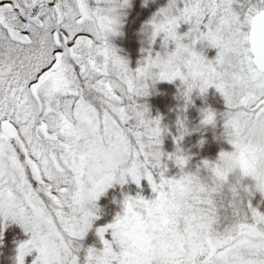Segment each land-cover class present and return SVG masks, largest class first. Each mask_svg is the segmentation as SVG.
Returning a JSON list of instances; mask_svg holds the SVG:
<instances>
[{"label":"snow or ice","instance_id":"snow-or-ice-1","mask_svg":"<svg viewBox=\"0 0 264 264\" xmlns=\"http://www.w3.org/2000/svg\"><path fill=\"white\" fill-rule=\"evenodd\" d=\"M127 6L0 0V217L30 233L18 264L33 250L32 264H80L76 241L97 218L93 205L129 176L137 185L146 177L156 196H126L125 213L97 229L103 249L89 247L85 264H264V211L250 199L264 193L253 165V149L264 154V0H168L150 21L152 43L163 33L165 52L147 49L135 70L109 39ZM205 47L217 49L213 59ZM177 78L188 101L215 86L227 105L234 150L195 172L184 171V120L176 151L166 153L168 129L140 102L157 81ZM216 118L207 109L202 123ZM165 157L181 174L166 175ZM138 210L165 244L147 241Z\"/></svg>","mask_w":264,"mask_h":264},{"label":"trees","instance_id":"trees-1","mask_svg":"<svg viewBox=\"0 0 264 264\" xmlns=\"http://www.w3.org/2000/svg\"><path fill=\"white\" fill-rule=\"evenodd\" d=\"M168 0H129V6L122 9V23L116 37V44L123 55L128 59L131 67H138L140 61L147 55V49L151 48L155 52H165L163 48V36L156 38L152 43V25L150 21L160 8L167 6ZM188 24H182L179 32H186ZM175 45L169 43L168 51L174 50ZM198 48L201 46L198 45ZM209 59H213L217 49L211 47L203 48ZM185 85L177 78L173 82L157 81L150 87V95L141 97L140 102L148 105L151 117H161L162 126L166 127L163 135L162 149L166 153L175 152L177 144L175 137L181 134L178 120L183 119L188 132L184 134L180 141L183 152L190 157L188 164L184 168L185 172H195L202 165L204 160L215 161L222 151L233 149L229 143L224 127L222 113L226 111L227 105L223 95L215 88L210 87L206 93L201 94L199 89H194L191 93V100L188 101L183 95ZM187 105V107H185ZM211 109L216 112L217 118L214 123H202L204 111ZM167 176H178L181 174L180 167L175 160H168ZM202 173L206 169H200ZM155 198L151 184L147 178L141 180L137 185L133 180L127 179L124 184L114 182L98 200V215L93 220L92 228L83 237L84 246L86 243L100 248V238L95 234V228L99 225L113 223L116 216L122 212L123 202L126 196ZM264 208V201L259 204ZM107 239H112L111 230L105 234ZM29 239V234L23 226L15 221H6L0 225V264H18L19 244ZM34 251L25 257V264H32Z\"/></svg>","mask_w":264,"mask_h":264},{"label":"rangeland","instance_id":"rangeland-1","mask_svg":"<svg viewBox=\"0 0 264 264\" xmlns=\"http://www.w3.org/2000/svg\"><path fill=\"white\" fill-rule=\"evenodd\" d=\"M117 35L118 34H115V35H112V36H110V41H111V43L119 50V47H118V45L116 44V42H115V40H116V37H117ZM119 54L120 55H122V56H124L125 58H126V56L125 55H123L122 53H121V51L119 50ZM129 66H130V63H129ZM131 67V66H130ZM133 70H135L137 67H131ZM234 150V146H233V149H229L228 150V152H230V151H233ZM127 179H130V180H132V178L129 176V177H127ZM244 183H246V184H252V185H254L255 184V181L251 178V177H247V178H245V180H244ZM146 198V197H145ZM146 199H153V198H151V197H149V196H147V198ZM250 199H251V202H252V205L254 206V207H257L260 211H264V208H261L260 206H259V204L260 203H262L263 201H264V193H262V192H260V191H255L254 192V194L250 197ZM96 203V205L98 206V200L95 202ZM123 205H124V202H123ZM123 212H124V207L122 208V212L119 214V215H123ZM97 215H98V212H97ZM7 221H14V220H12V219H8ZM4 222H6L2 217H0V225H2ZM15 222H18V221H15ZM19 223V222H18ZM93 225V224H92ZM102 226H106V225H99L97 228H95V234H96V236H98L99 238H100V236H99V234H98V231H97V229L98 228H100V227H102ZM92 228V227H91ZM90 228V229H91ZM89 229V230H90ZM88 230V231H89ZM29 234V238H30V233H28ZM105 238H106V236H105ZM107 239V238H106ZM100 240H101V238H100ZM76 243L77 244H80V245H83V247L80 249V251H79V253H78V255H79V257H80V264H85V262H86V257H87V250H88V248L89 247H95L97 250H102L103 249V241L101 240L100 241V243H101V246H100V248H97L96 246H94V245H91V244H89V243H86V245L84 246V241H83V238L82 239H79V240H77L76 241ZM34 251V253H35V256H34V260H35V258L39 255V253H38V251L37 250H33Z\"/></svg>","mask_w":264,"mask_h":264},{"label":"clouds","instance_id":"clouds-1","mask_svg":"<svg viewBox=\"0 0 264 264\" xmlns=\"http://www.w3.org/2000/svg\"><path fill=\"white\" fill-rule=\"evenodd\" d=\"M262 159H264V154H262L258 148H255L253 149V165H254V170L256 172V175L258 177H260V179L257 180V183H261V182H264V167H262ZM233 164H235V161L233 160L232 161ZM259 191V190H257ZM93 208L95 209L96 213L98 212V206L97 205H93ZM126 209H125V206H124V212L123 214L125 213ZM138 214L140 215H144L145 217V220L147 221V241L149 243H152V242H155V244H159V245H163L166 243V241L164 240L163 238V235L159 232V231H155L152 229V224L154 223V221H150L148 220L147 218V213L144 212V213H141L139 212L138 210ZM159 227V225H158ZM124 251H130V248L128 247H125L123 249Z\"/></svg>","mask_w":264,"mask_h":264}]
</instances>
